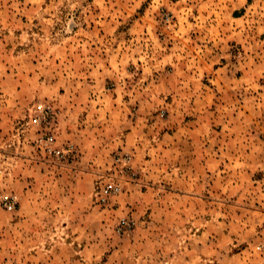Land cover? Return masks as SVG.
Segmentation results:
<instances>
[{
  "label": "rangeland",
  "instance_id": "obj_1",
  "mask_svg": "<svg viewBox=\"0 0 264 264\" xmlns=\"http://www.w3.org/2000/svg\"><path fill=\"white\" fill-rule=\"evenodd\" d=\"M37 101L75 161L37 152ZM195 113L208 134L175 135ZM180 139L213 148V199L196 183L198 197L179 194ZM125 152L133 178L99 203ZM3 192L19 206L0 205V264H226L222 230L264 218V0H0ZM123 216L134 228L120 234Z\"/></svg>",
  "mask_w": 264,
  "mask_h": 264
},
{
  "label": "crops",
  "instance_id": "obj_2",
  "mask_svg": "<svg viewBox=\"0 0 264 264\" xmlns=\"http://www.w3.org/2000/svg\"><path fill=\"white\" fill-rule=\"evenodd\" d=\"M182 99H180V102ZM201 115V114H200ZM200 115L198 113H195V118H189L185 119V121H181L179 123V126L177 127V133L175 135H178V132L181 135L189 134L190 137H195L197 139L198 135L203 134L205 132L208 134L209 129L208 126H205V122L207 121L210 124V120L208 117V114H206L207 117L200 119ZM199 125L205 127L206 129H202L199 127ZM82 132V130H81ZM187 133V134H186ZM81 134V133H80ZM181 140L177 142L178 146H176V150L179 153V155H183V148L189 149V162L188 160H184L185 162L189 163L188 168H184L182 166V161L180 163L179 167V177L175 179V183L178 184V180L180 185L179 194L180 195H190L192 198L198 197L196 194L192 193L191 191H187L189 189V186L193 185L194 183L197 185L199 184L201 188L205 189L206 199H213V177L209 173V171L213 170V148L208 143H194V141L189 140L188 146H184L181 143ZM206 142V141H205ZM187 154V153H186ZM187 154V155H188ZM186 169V173L183 171ZM183 180V183L180 181ZM192 190V189H190ZM178 192V191H177ZM210 193V195H208ZM36 195V194H35ZM247 209V208H244ZM250 222V219H252ZM191 221V220H190ZM264 218L261 216H248V213H243L240 215V218L238 220L239 227L234 230L231 227L230 233H226L222 230L220 239L223 241L220 248H216V254L218 258H220L219 261L224 262L226 264H232V263H243V264H264V255H260L262 252L259 248L260 243L264 241ZM255 222V223H253ZM260 222V223H259ZM194 223V222H193ZM212 219L206 218V226L205 230L206 232H212L213 231V225H212ZM191 226V224H190ZM194 230V227L191 228ZM209 238V237H208ZM207 238V239H208ZM211 241L208 243L206 241V248H210L209 250L214 251L213 239H209ZM66 242V240H65ZM64 244V242L60 239L57 240V244ZM255 246L258 248L260 253L255 250ZM255 251L256 254L253 252ZM223 258V260H222ZM81 262L84 264V261L80 259L71 260L67 259L66 257L59 256V258L54 259L52 257H47L44 259V261H37V264H75Z\"/></svg>",
  "mask_w": 264,
  "mask_h": 264
},
{
  "label": "built area",
  "instance_id": "obj_3",
  "mask_svg": "<svg viewBox=\"0 0 264 264\" xmlns=\"http://www.w3.org/2000/svg\"><path fill=\"white\" fill-rule=\"evenodd\" d=\"M30 125L34 129V145L37 152L52 162L75 161L77 152L72 143L60 144L57 141V114L51 103L37 101L33 107L30 117ZM115 175L100 185L98 191V202L107 203L111 196L118 194L122 190L121 181H129L132 173L131 155L119 153L114 158ZM0 205L6 210H15L19 206L18 197L12 192H3L0 195ZM134 223L127 216L121 217L115 223L118 233H126L134 228ZM259 248L264 251V241Z\"/></svg>",
  "mask_w": 264,
  "mask_h": 264
}]
</instances>
